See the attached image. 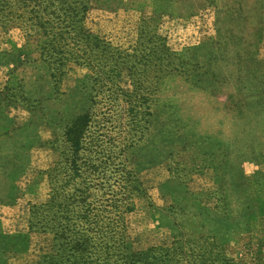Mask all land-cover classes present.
Masks as SVG:
<instances>
[{
  "label": "rangeland",
  "instance_id": "obj_1",
  "mask_svg": "<svg viewBox=\"0 0 264 264\" xmlns=\"http://www.w3.org/2000/svg\"><path fill=\"white\" fill-rule=\"evenodd\" d=\"M85 27L121 50L140 29L155 30L176 64L213 65V81L148 74L151 116L141 130L121 96H96L82 155L102 166L87 181L94 198L133 202L127 244L170 246L175 236L210 251L207 263L264 264V0H91ZM37 51L36 39L0 28V208L15 205L23 226L0 231V264H39L51 251L50 234L29 230V208L48 198L53 143L61 147L63 126L88 106L90 71L69 65L54 88ZM118 85L132 89L124 72ZM134 178L139 190L130 192Z\"/></svg>",
  "mask_w": 264,
  "mask_h": 264
},
{
  "label": "trees",
  "instance_id": "obj_2",
  "mask_svg": "<svg viewBox=\"0 0 264 264\" xmlns=\"http://www.w3.org/2000/svg\"><path fill=\"white\" fill-rule=\"evenodd\" d=\"M90 8L91 0H0V28L19 29L26 43L36 39L39 61L49 69L54 88L69 65L85 67L91 73L82 84L88 95L87 109L63 126L61 149L55 142L52 145L58 160L47 172L48 198L29 208V230L52 236L51 251L41 256L39 264L214 263L213 259L207 263L210 251L175 236L170 246L133 250L126 242L124 217L133 211V202H125L128 197H116L118 193L106 199L91 196L93 185L87 180L101 169L102 163L82 155L88 149V129L97 116V95L106 94L107 99L113 100L121 96L128 106L126 113L135 121L134 127L141 130L140 126L151 116L147 104L150 90L145 84L148 74L154 80L159 75L173 73L183 74L187 79L192 74L196 77L210 74L209 81H213L210 72L213 65L203 68L198 62H192L189 63L192 69L186 70L181 60L177 64L173 60L177 54L168 48L165 37L155 30L150 33L148 28L140 29L133 48L121 50L85 27ZM148 33L150 36L145 41ZM217 44V41L212 43L205 51L209 57H213ZM123 72L132 87L130 91L118 85ZM128 182L130 192L139 190L136 178ZM217 261L234 264L224 258Z\"/></svg>",
  "mask_w": 264,
  "mask_h": 264
},
{
  "label": "crops",
  "instance_id": "obj_3",
  "mask_svg": "<svg viewBox=\"0 0 264 264\" xmlns=\"http://www.w3.org/2000/svg\"><path fill=\"white\" fill-rule=\"evenodd\" d=\"M0 209H1L0 211L3 212L2 214H0V231L8 235H15L20 232H23V226H22L21 220H19V216L16 211L15 205L1 207Z\"/></svg>",
  "mask_w": 264,
  "mask_h": 264
}]
</instances>
